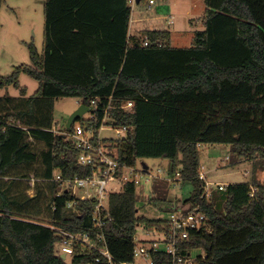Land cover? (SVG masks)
<instances>
[{"label": "trees", "instance_id": "trees-1", "mask_svg": "<svg viewBox=\"0 0 264 264\" xmlns=\"http://www.w3.org/2000/svg\"><path fill=\"white\" fill-rule=\"evenodd\" d=\"M203 2L205 29L193 46L178 48L168 28L129 35L128 0H44L42 51L29 43L30 64L0 75V90L22 93L0 95V264H105L100 246L117 263L135 262L137 226L171 232L168 219L138 214L133 182L109 193V217L97 226V200L76 197L53 179L98 169L77 163L80 148L66 135L74 123L65 134L53 131V101L60 97L91 107L80 126L118 161L116 177L141 158L166 160L167 177L178 172L187 197L166 199L162 180L153 183L161 197L151 200L162 199L170 211L197 206L209 220V229L177 243L178 256L197 250L193 264H264V184L255 176L257 168L264 171V0ZM20 73L38 82L31 96L19 85ZM127 101L132 106L122 108ZM102 119L126 127L125 135L100 137ZM205 145L228 146L236 161L251 162L250 181L229 183L206 199L199 178ZM63 233H87L97 247L77 241L66 262ZM150 257L153 264H182L161 251Z\"/></svg>", "mask_w": 264, "mask_h": 264}, {"label": "rangeland", "instance_id": "rangeland-1", "mask_svg": "<svg viewBox=\"0 0 264 264\" xmlns=\"http://www.w3.org/2000/svg\"><path fill=\"white\" fill-rule=\"evenodd\" d=\"M134 2V0H132ZM153 4V3H152ZM151 4V5H152ZM44 0H1L0 6V75L8 76L16 66L30 64L28 44L33 43L38 52L43 48V28H44ZM205 4L203 0H156L151 9L144 4L132 5L131 14L133 22L130 28H168L171 32L170 42L174 47H191L195 44V35L198 31H203L205 25L202 23V16L205 13ZM154 16H159L157 19ZM149 18V19H148ZM141 31V30H139ZM137 31V32H139ZM19 85L25 87V96H31L38 87V82L30 76L20 73ZM0 95L20 96L19 88L14 86L4 87L0 90ZM80 105L79 98L60 97L53 101V120L55 130H64L69 115ZM92 116L91 111L83 114V119ZM80 120L74 122V127L80 125ZM101 120L99 128L100 137H116L112 126ZM200 171L204 173L208 182L212 183L216 189L219 183L227 185L232 182H249L252 172V164L247 160H235L229 152L228 146L223 145H205L201 147ZM234 159V160H233ZM141 162H144L152 175L157 173L159 167L164 169L166 160L160 158H141L136 162V168H143ZM203 166V169L201 168ZM147 169V168H144ZM165 173H162L164 176ZM255 176L264 183V171L259 168L255 171ZM157 177V178H156ZM155 176L150 182L144 181V177L137 184L138 214L147 217L169 218L171 213L167 202L157 198L154 202L153 197H161V193L154 188V181L163 183L166 181L162 191L166 199L180 197L183 200L188 192L178 182L179 178L175 176H166V179H158ZM173 178V179H170ZM175 178V179H174ZM116 187L122 186L117 183ZM109 186H113L110 182ZM85 189L76 188L74 193L77 197L83 194ZM93 194L92 190L87 193ZM30 193H33L31 190ZM160 193V194H159ZM32 195V194H31ZM182 207V206H181ZM198 254V251H194ZM66 257V255H65ZM70 256L67 255L66 262H69ZM138 264H148L144 259H136Z\"/></svg>", "mask_w": 264, "mask_h": 264}, {"label": "built area", "instance_id": "built-area-1", "mask_svg": "<svg viewBox=\"0 0 264 264\" xmlns=\"http://www.w3.org/2000/svg\"><path fill=\"white\" fill-rule=\"evenodd\" d=\"M154 0H150L152 4ZM128 3L132 7L135 5L132 0H128ZM148 9L150 8V5ZM132 9V8H131ZM147 44V41H144V45ZM92 105H97V100H92ZM132 106L131 101H127L121 105L122 108L128 109ZM116 136H124L126 127L114 128ZM54 132L65 134V132H60V130ZM62 131V130H61ZM66 135L74 139L75 145L80 148V153L77 157V163L81 165L89 166H98V169L94 171L91 176L83 178H74L73 180L64 181L59 173L54 174V178L63 182L64 188L70 189L72 195L76 196L74 190L76 188L85 189L86 194L81 195V199H96L97 205L94 212V220L97 226H101L103 219L109 217L108 212V195L110 192L119 191L121 187H116L114 182L124 183L133 182L136 185L141 182V178L144 177V181L150 182L155 180L154 177L159 176L158 179H166V175L162 176V173L165 171L161 167L157 169V173L152 175L149 172V168H136L135 166H123V170L119 177H116L117 168L120 166L118 161L108 156L106 150L98 145L95 147L93 143L89 140L92 133L91 131H84L80 125L74 127V131ZM203 169V166H201ZM157 178V177H156ZM175 178H179L178 172L175 174ZM174 178V179H175ZM199 178L204 181V196L206 199H210L211 192L216 189H224L225 185L219 183L216 189L213 188L212 183L208 182L202 170H199ZM173 179V178H170ZM167 180V179H166ZM110 182L113 183V186H109ZM62 185V188H63ZM92 190L94 195H91L87 191ZM60 191V190H59ZM77 197V196H76ZM168 221L171 225V232H165L156 229H146L143 226L136 227V233L133 237L135 241L134 247V257L135 259L142 258L148 264H153L150 257L151 252H165L173 257V263H182V264H193V260L196 259V253H189L187 257H182L177 255L178 246L177 243L180 240L186 239L190 231H200L203 229H209L208 217L207 215L198 209L197 206H194L190 210H186L182 207H177L175 210L171 211L169 214ZM65 238L62 239L60 243L61 252L65 255L71 254L73 252V244L77 241L82 242L83 244L89 247H97L95 242L90 238V236L85 234H70L63 233ZM99 240L105 242L104 236L102 233L97 234ZM99 252L105 257V264H138L133 261H123L115 262L110 252L107 250L106 246L97 247ZM195 251V250H194ZM176 261V262H175Z\"/></svg>", "mask_w": 264, "mask_h": 264}, {"label": "water", "instance_id": "water-1", "mask_svg": "<svg viewBox=\"0 0 264 264\" xmlns=\"http://www.w3.org/2000/svg\"><path fill=\"white\" fill-rule=\"evenodd\" d=\"M138 0H136L137 2ZM91 110V107L80 103V105L69 115L66 121V128H69L76 120H80L83 118V114ZM141 166L143 168H147V165L144 162H141ZM61 257L65 258V254L61 253Z\"/></svg>", "mask_w": 264, "mask_h": 264}, {"label": "crops", "instance_id": "crops-1", "mask_svg": "<svg viewBox=\"0 0 264 264\" xmlns=\"http://www.w3.org/2000/svg\"><path fill=\"white\" fill-rule=\"evenodd\" d=\"M151 6L152 5H150V8L149 9H151ZM154 17L157 19V17H159V16H154ZM133 21L134 20H133L132 14H131L130 23H129V31H128L129 32V35L139 34V32H140L139 30H142V29H135V30L131 29L130 28V25L132 24ZM137 31H139V32H137Z\"/></svg>", "mask_w": 264, "mask_h": 264}]
</instances>
